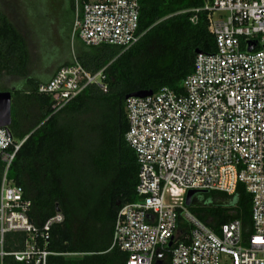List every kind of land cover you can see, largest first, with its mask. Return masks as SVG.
Returning <instances> with one entry per match:
<instances>
[{
	"label": "built area",
	"instance_id": "1",
	"mask_svg": "<svg viewBox=\"0 0 264 264\" xmlns=\"http://www.w3.org/2000/svg\"><path fill=\"white\" fill-rule=\"evenodd\" d=\"M72 34L85 46L137 43L141 0H74ZM183 10L205 13L215 51L196 54L193 72L180 91L161 87L147 97H129L123 140L138 166L136 200L117 212L110 249L125 264H264V0H202ZM105 68L92 73L77 60L59 67L37 86L50 99L51 114L86 88L107 90ZM21 143L0 126V264H50L45 245L59 212L38 228L29 218L31 201L8 177ZM242 184L251 197V232L239 220L218 233L185 205L190 190L233 196ZM187 224V235L179 225ZM10 233L26 235L20 250L7 251Z\"/></svg>",
	"mask_w": 264,
	"mask_h": 264
},
{
	"label": "trees",
	"instance_id": "2",
	"mask_svg": "<svg viewBox=\"0 0 264 264\" xmlns=\"http://www.w3.org/2000/svg\"><path fill=\"white\" fill-rule=\"evenodd\" d=\"M202 4L141 0L142 35L125 51L79 41L73 58L63 66L77 60L92 73L105 68L107 90L90 86L51 114L50 99L37 93L44 82L28 75L29 42L22 23L10 19L14 9L8 11L0 0V92L11 93L9 130L14 143H21L8 177L31 201L28 215L34 226L42 227L57 209L63 215V222L51 227L45 245L60 254L49 257L50 264H125L126 254L110 249L117 212L136 200L138 166L123 140L125 97L161 87L179 92L182 80L193 72L196 51H215L205 13L197 14L196 24L189 20L191 13H180ZM74 10L71 0L73 19ZM13 79L22 80L23 87L11 88ZM188 210L216 233L232 220L241 222L244 236L251 232V197L240 183L233 196L195 194ZM189 230L187 224L179 225L180 239ZM25 238L23 233L8 234L6 250L22 249ZM3 264L20 263L6 257Z\"/></svg>",
	"mask_w": 264,
	"mask_h": 264
},
{
	"label": "rangeland",
	"instance_id": "3",
	"mask_svg": "<svg viewBox=\"0 0 264 264\" xmlns=\"http://www.w3.org/2000/svg\"><path fill=\"white\" fill-rule=\"evenodd\" d=\"M3 7L14 9L11 20L21 24L30 52L28 75L45 81L70 61L80 42L72 34L71 0H1ZM16 16V17H15ZM11 88H22L20 79L10 80Z\"/></svg>",
	"mask_w": 264,
	"mask_h": 264
},
{
	"label": "water",
	"instance_id": "4",
	"mask_svg": "<svg viewBox=\"0 0 264 264\" xmlns=\"http://www.w3.org/2000/svg\"><path fill=\"white\" fill-rule=\"evenodd\" d=\"M199 53L196 51V54ZM152 94V91H141L130 95H127L125 99L129 97H147ZM11 124V93L10 92H0V126L5 127L9 136H12L9 126ZM27 138V137H26ZM25 138V139H26ZM24 141V140H23ZM206 193V191H196L190 190L185 196V205L188 207L190 205L191 199L195 194ZM56 212H59L57 209Z\"/></svg>",
	"mask_w": 264,
	"mask_h": 264
},
{
	"label": "crops",
	"instance_id": "5",
	"mask_svg": "<svg viewBox=\"0 0 264 264\" xmlns=\"http://www.w3.org/2000/svg\"><path fill=\"white\" fill-rule=\"evenodd\" d=\"M80 41V40H79ZM63 66V65H62ZM53 76V75H52ZM52 76H50V77H48L45 81H48ZM45 81H43V82H45Z\"/></svg>",
	"mask_w": 264,
	"mask_h": 264
}]
</instances>
